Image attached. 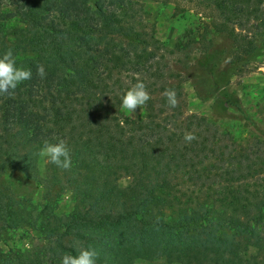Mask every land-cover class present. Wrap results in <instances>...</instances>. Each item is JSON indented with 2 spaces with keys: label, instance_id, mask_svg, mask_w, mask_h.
<instances>
[{
  "label": "trees",
  "instance_id": "obj_1",
  "mask_svg": "<svg viewBox=\"0 0 264 264\" xmlns=\"http://www.w3.org/2000/svg\"><path fill=\"white\" fill-rule=\"evenodd\" d=\"M183 1L212 15L170 47L141 0H0V53L13 49L32 72L0 96V171L46 192L35 203L0 186V237L30 231L42 241L6 251L0 240V264H61L89 247L97 264H264V129L242 114L252 136L240 141L188 114L177 70L209 51L208 32L231 41L234 66L251 56L264 41V0ZM137 80L151 96L141 121L121 108ZM60 140L66 170L40 155ZM56 187L71 192L68 214L57 213L60 195L47 196Z\"/></svg>",
  "mask_w": 264,
  "mask_h": 264
},
{
  "label": "rangeland",
  "instance_id": "obj_2",
  "mask_svg": "<svg viewBox=\"0 0 264 264\" xmlns=\"http://www.w3.org/2000/svg\"><path fill=\"white\" fill-rule=\"evenodd\" d=\"M149 21L154 25L156 36L161 42L173 47L177 39L186 31L201 28L209 23L212 12L195 1H158L141 0ZM208 17V18H206ZM202 29L200 33H202ZM211 40L206 54L196 53L188 60L178 64L187 81L184 92L187 100V113L196 114L216 123L220 129L230 132L237 140L245 141L251 137V128L247 127L245 117L264 129V41L256 42V50L244 58L236 67L232 62L235 47L227 38L208 32ZM236 67V69H235ZM232 104V105H229ZM233 105L239 106L242 113ZM124 116L134 121L145 118L144 109L139 106L133 115L122 111ZM244 114V116L242 115ZM129 179H121L118 184L126 187ZM0 186L13 187L20 197H30L35 203H41L45 189L12 173L8 168L0 171ZM228 190H232L231 187ZM58 199L57 213L71 212L73 202L69 190L60 187L51 189L47 196ZM4 250H28L39 246L42 241L35 232L18 231L0 237ZM136 264H167L164 260L138 261Z\"/></svg>",
  "mask_w": 264,
  "mask_h": 264
},
{
  "label": "clouds",
  "instance_id": "obj_3",
  "mask_svg": "<svg viewBox=\"0 0 264 264\" xmlns=\"http://www.w3.org/2000/svg\"><path fill=\"white\" fill-rule=\"evenodd\" d=\"M37 71L41 78L45 76L43 67H39ZM31 78V70L18 65L13 49L9 48L0 53V96H11L20 84ZM164 95L167 97L169 107L175 108L177 106L175 92L166 90ZM150 99L146 84L137 80L122 95L121 108L133 115L138 106L142 109ZM184 139L186 142H191L196 139V136L193 133H187ZM40 155L44 156L48 163L60 169L66 170L72 165L69 148L63 140L56 143H45ZM97 258L98 253L95 249L81 248L76 255H63L61 264H97Z\"/></svg>",
  "mask_w": 264,
  "mask_h": 264
}]
</instances>
